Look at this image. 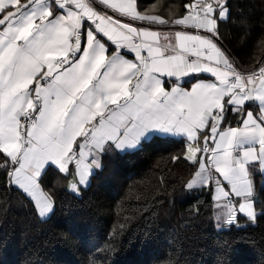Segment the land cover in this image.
I'll return each mask as SVG.
<instances>
[{"label":"snow or ice","instance_id":"1","mask_svg":"<svg viewBox=\"0 0 264 264\" xmlns=\"http://www.w3.org/2000/svg\"><path fill=\"white\" fill-rule=\"evenodd\" d=\"M145 3L0 0V188L47 223L61 191L82 199L114 157L177 136L169 162L198 193L195 217L203 209L218 235L243 241L264 222V13L257 25L231 0ZM229 26L238 48L225 43ZM257 32L261 55H242ZM152 202L145 212L166 203ZM127 219L88 264H109ZM215 264H229L223 245Z\"/></svg>","mask_w":264,"mask_h":264},{"label":"trees","instance_id":"2","mask_svg":"<svg viewBox=\"0 0 264 264\" xmlns=\"http://www.w3.org/2000/svg\"><path fill=\"white\" fill-rule=\"evenodd\" d=\"M231 2L234 14L253 15L258 25L264 0ZM171 3L146 0L145 7ZM166 13L167 9H160L161 15ZM225 35V43L231 41L229 47H239L240 36L234 27H227ZM259 35L242 55L251 52L259 58ZM181 143L179 138L158 137L145 142L142 150L114 157L82 199L61 191L63 207L47 223L37 221L15 194L0 188V264H88L97 251L94 245L103 247L113 225L124 222V217L128 218L125 232L108 253L109 264H167L170 257L177 264H215L222 245L229 264H264V222L242 232L243 241L233 242L235 233L218 235L205 210L200 218L195 217L200 207L198 193L181 188L178 177L183 169L169 162L172 154L180 152ZM161 176L176 185L175 191L169 186L164 195L163 188L156 187ZM154 194L166 203L147 213L144 209L153 206ZM225 241L231 243L230 248Z\"/></svg>","mask_w":264,"mask_h":264},{"label":"crops","instance_id":"3","mask_svg":"<svg viewBox=\"0 0 264 264\" xmlns=\"http://www.w3.org/2000/svg\"><path fill=\"white\" fill-rule=\"evenodd\" d=\"M169 137H173V138H179V139H181L180 137H177V136H169Z\"/></svg>","mask_w":264,"mask_h":264}]
</instances>
